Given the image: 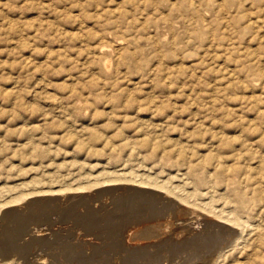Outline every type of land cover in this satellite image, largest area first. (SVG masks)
Wrapping results in <instances>:
<instances>
[{
    "label": "rangeland",
    "instance_id": "rangeland-1",
    "mask_svg": "<svg viewBox=\"0 0 264 264\" xmlns=\"http://www.w3.org/2000/svg\"><path fill=\"white\" fill-rule=\"evenodd\" d=\"M0 264H264V0H0Z\"/></svg>",
    "mask_w": 264,
    "mask_h": 264
},
{
    "label": "bare ground",
    "instance_id": "bare-ground-1",
    "mask_svg": "<svg viewBox=\"0 0 264 264\" xmlns=\"http://www.w3.org/2000/svg\"><path fill=\"white\" fill-rule=\"evenodd\" d=\"M104 65H105V64H104ZM106 66H108V65H106ZM106 69H107V68H106ZM95 182H96V181H95ZM159 188H160V187H159ZM141 230H142V229H141ZM143 231H144V230H143ZM145 231H147V230L145 229ZM139 232H140V230L138 231V233H139ZM138 233H136V236H135L136 239H140V238H138V236H139ZM142 233H143V232H142ZM139 234H140V233H139ZM143 234H144V233H143ZM134 235H135V234H134ZM144 238H145V237H144ZM142 239H143V238H141L140 240H142ZM132 240H134V239H132ZM132 240H131V241H132ZM136 241H138V240H136ZM207 261H209V259H208ZM211 262H212V261H211Z\"/></svg>",
    "mask_w": 264,
    "mask_h": 264
}]
</instances>
